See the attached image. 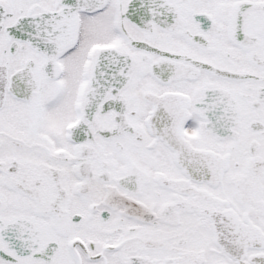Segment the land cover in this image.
<instances>
[{
	"label": "snow or ice",
	"instance_id": "6c2138e0",
	"mask_svg": "<svg viewBox=\"0 0 264 264\" xmlns=\"http://www.w3.org/2000/svg\"><path fill=\"white\" fill-rule=\"evenodd\" d=\"M0 264H264V0H0Z\"/></svg>",
	"mask_w": 264,
	"mask_h": 264
}]
</instances>
